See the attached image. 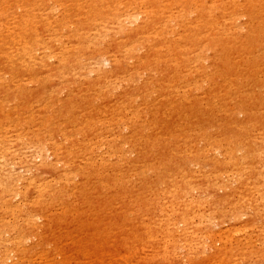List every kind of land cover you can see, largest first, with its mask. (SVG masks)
Returning a JSON list of instances; mask_svg holds the SVG:
<instances>
[{
    "label": "bare ground",
    "instance_id": "6f19581e",
    "mask_svg": "<svg viewBox=\"0 0 264 264\" xmlns=\"http://www.w3.org/2000/svg\"><path fill=\"white\" fill-rule=\"evenodd\" d=\"M24 1L0 0V264L27 238L31 188L105 165L109 184L131 174L189 197L191 260L264 264V0H33L29 23ZM33 80L56 88L36 100Z\"/></svg>",
    "mask_w": 264,
    "mask_h": 264
},
{
    "label": "rangeland",
    "instance_id": "374dc122",
    "mask_svg": "<svg viewBox=\"0 0 264 264\" xmlns=\"http://www.w3.org/2000/svg\"><path fill=\"white\" fill-rule=\"evenodd\" d=\"M170 1L182 5L186 0ZM200 1L208 12L212 10L208 0ZM24 3L30 6L29 10L20 7L16 11L25 23H29L33 0ZM219 4H222L221 11H228L225 0ZM231 5L239 13V3L235 1ZM7 10L0 8V23L6 18ZM197 18V13L190 16L191 20ZM174 24L176 27L182 25L179 21ZM107 66L109 69L110 64ZM47 87L49 90L56 88L33 80L24 90L38 100ZM63 96L55 101L57 104L52 112L36 103V121L54 118ZM76 119L80 120L81 115L77 114ZM63 145L68 147L69 143L64 141ZM108 171V165L100 172L93 171V182L76 179L77 184L59 182L55 189L48 191L31 188L27 194L31 201V227L25 233L27 238L23 246L7 264H199L189 256L186 227L181 225L189 197L181 196L173 201L160 185L141 186L131 174L123 181V177L117 176L118 179L109 184L107 178L112 176L106 174ZM44 178L57 180L58 176L51 171ZM94 182L103 185L93 186L91 183ZM231 226L226 224L225 228ZM261 227L258 224L254 230L258 247L264 242ZM219 230L221 227H216V231ZM249 231L246 236L252 233L251 229ZM263 257L264 254L259 259Z\"/></svg>",
    "mask_w": 264,
    "mask_h": 264
}]
</instances>
